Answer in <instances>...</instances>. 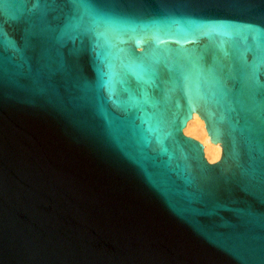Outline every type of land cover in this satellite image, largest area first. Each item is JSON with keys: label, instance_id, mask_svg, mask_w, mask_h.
<instances>
[{"label": "water", "instance_id": "obj_1", "mask_svg": "<svg viewBox=\"0 0 264 264\" xmlns=\"http://www.w3.org/2000/svg\"><path fill=\"white\" fill-rule=\"evenodd\" d=\"M0 264H264V0H0Z\"/></svg>", "mask_w": 264, "mask_h": 264}, {"label": "bare ground", "instance_id": "obj_2", "mask_svg": "<svg viewBox=\"0 0 264 264\" xmlns=\"http://www.w3.org/2000/svg\"><path fill=\"white\" fill-rule=\"evenodd\" d=\"M183 134L198 141L203 147V153L208 163L213 164L220 160L221 146L207 142V133L202 121L197 115H193V121H188Z\"/></svg>", "mask_w": 264, "mask_h": 264}]
</instances>
